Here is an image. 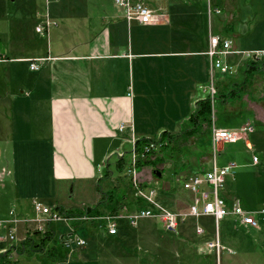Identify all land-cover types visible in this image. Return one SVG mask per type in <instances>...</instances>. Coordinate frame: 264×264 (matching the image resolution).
Segmentation results:
<instances>
[{"label": "crops", "instance_id": "0c3cea01", "mask_svg": "<svg viewBox=\"0 0 264 264\" xmlns=\"http://www.w3.org/2000/svg\"><path fill=\"white\" fill-rule=\"evenodd\" d=\"M140 1L161 15L158 24H128L113 0H33L29 8L16 10L4 0L0 55L44 61L35 72L26 61L0 62V255L24 240L33 231L32 224L37 230L47 225L35 209L37 217H23L27 196L68 183H97L112 156L125 158V147L133 150L138 139L178 133L187 125L195 103L208 96L209 39L219 36L233 42L237 13L231 4L228 0ZM259 4L264 7V0ZM216 9L219 14L212 11ZM37 28H42L41 33ZM237 48L234 52L264 50L242 49L240 43ZM233 55L226 58L230 65ZM223 152L222 147L218 156ZM200 172L193 169L192 175ZM180 192L188 194V200L182 201L187 209L193 195ZM225 192L222 197L231 201ZM259 215L263 214H257L256 220ZM257 221V230L235 223L244 237L234 241L233 248L222 244L231 253L210 251L201 262L221 264L226 253V264H264L263 220ZM90 226V236L96 240L91 247L83 239L86 244L81 249H67L61 259L49 258L44 251L12 253L8 259L16 264H41L42 257L46 264L131 263L135 256L122 242L124 231L131 230L126 222L119 224L117 236H109L99 223ZM146 235L151 236L150 231ZM205 236L203 242L214 239L206 230L192 239L199 244L198 238ZM246 237L254 239L256 249ZM183 243L178 242L179 253L193 250ZM164 255L159 250L156 258L163 262Z\"/></svg>", "mask_w": 264, "mask_h": 264}, {"label": "rangeland", "instance_id": "374dc122", "mask_svg": "<svg viewBox=\"0 0 264 264\" xmlns=\"http://www.w3.org/2000/svg\"><path fill=\"white\" fill-rule=\"evenodd\" d=\"M14 1V2H13ZM10 6L16 10L17 7L29 8L33 0H13ZM230 7L236 12L233 24V35H231V50L238 49V45L242 49H264V7L260 5L258 0H228ZM4 6V0H0V8ZM210 5V11H211ZM213 9V8H212ZM4 13V12H2ZM1 15V14H0ZM230 19V18H229ZM4 24H7L4 22ZM230 37V36H229ZM3 46L0 45V48ZM238 55H233L231 58L235 73L231 76L215 74V79L222 82H230L235 88L241 86L244 80L242 69L244 64L249 60H256L259 64H264V50H248L237 51ZM260 58V59H256ZM215 80V81H216ZM258 119V120H257ZM250 123L254 131L248 136L247 141L250 144V149L246 147L244 141H240L234 145H224V152L217 156L218 166L223 165L226 161H235L237 169L234 177H228L226 183L223 185L221 192L224 193L228 200L236 199L241 206L246 209H261L264 208V66L259 73L254 77L252 85L248 87L245 92H242L240 98L230 99L227 103H222L219 100L213 102V123L217 128L227 127L232 130L241 128L245 123ZM188 127L186 125L184 128ZM182 128V129H184ZM130 146L125 147L124 161L127 167L121 172L115 168L116 156H112L109 160L108 171L112 174L109 178H102L99 186L100 190L107 192L113 187H116L117 198L123 197L124 212L120 214H128L136 206V200L133 197V186L131 182L132 168L128 167L131 160ZM253 157L257 162H253ZM165 164L156 165L152 168H144L140 174L136 173L137 181L145 187L154 188L157 193V199L162 202L168 210L172 212H186L182 201L188 200L187 195H181L180 190H183L182 183L192 175V170L200 171L201 166L206 162H212V148L210 144L203 138H193L189 141V146L181 150L180 154H175L170 158L167 154L164 156ZM107 170V169H106ZM104 171V174L106 172ZM159 171L161 176L156 177L154 171ZM103 174V175H104ZM96 185L89 183H80L74 185L68 183L61 189L55 190L43 189L37 192L35 196L25 198L22 203V214L27 219L37 217L34 211L33 200L41 206L54 210L55 207H61L65 210L80 209L85 207H92L96 204V199L99 194L96 193ZM222 195V193H221ZM223 196V195H222ZM95 199V200H94ZM57 213L56 211H53ZM182 212V213H183ZM40 218L47 219V225L42 232L51 231L53 237L60 245L71 238L68 237L71 231H75L77 237L85 239L88 247H91L96 240L90 235V223L87 221H79L77 219L49 221L48 215H40ZM260 219L264 231V214L257 216ZM33 231H37L36 225L32 224ZM201 226L206 230L213 239V235L219 233L221 245L228 247H235L233 244L239 238L244 237L242 231L238 229L237 225L231 218H226L218 222L217 226L211 219H187L183 225H180L176 232L166 230L161 224L151 221H141L136 229L127 230L122 235L123 244L132 256L130 264H203L201 260L207 258L210 254H202L200 248L203 246L207 236L198 238L199 244L194 243L193 237L196 236V227ZM124 229V227H123ZM259 229V228H257ZM256 229V230H257ZM150 231V235L146 233ZM141 233V234H139ZM214 233V234H213ZM140 236V238L138 237ZM122 237V236H121ZM188 237L190 239L184 240L182 238ZM182 239V240H180ZM184 242L183 246L188 247L189 244L193 250L187 253H179L177 250L178 242ZM184 240V241H183ZM247 243L255 244L254 239L246 237ZM194 243V245H193ZM201 243V244H200ZM249 243V244H250ZM195 244L196 252L195 250ZM222 245V246H223ZM51 247L47 244L43 251ZM76 248V245H71V248ZM79 247V246H78ZM83 247V246H81ZM81 247H79L81 249ZM162 247V250L161 248ZM224 247V246H223ZM160 248V249H159ZM226 248V247H224ZM62 249L63 246H62ZM187 249V248H186ZM188 249H191L189 247ZM69 250V249H68ZM162 251L165 260L161 262L156 256L158 252ZM158 251V252H157ZM171 251V252H170ZM224 252V251H223ZM226 252V251H225ZM225 254L221 255V264H226ZM131 257V256H130ZM111 258V256H107ZM41 264H46V258H39ZM126 262V260H123ZM36 264V263H33ZM211 264H215L211 260Z\"/></svg>", "mask_w": 264, "mask_h": 264}, {"label": "built area", "instance_id": "2783aa9c", "mask_svg": "<svg viewBox=\"0 0 264 264\" xmlns=\"http://www.w3.org/2000/svg\"><path fill=\"white\" fill-rule=\"evenodd\" d=\"M115 8L121 13L123 19L128 23L136 22L139 25L148 26L155 25L160 22L161 15L151 10L144 2L137 0H113ZM219 14V9L212 10ZM42 28H37V32L41 33ZM231 50V42L223 40L219 36H211L209 39V49L207 55L210 57V85L208 88V95L215 94L214 89V73L220 75H233L235 70L232 65L226 62V58L233 54H238ZM11 61H26L30 71L35 72L40 69L43 59H16L11 60L0 55V62ZM123 130V126L119 127V131ZM254 131L250 123L243 125L237 130L217 128L212 125L210 132V147L212 148V162L210 169L205 172H200L189 176L182 183L183 190L191 193L193 199L188 206L186 212L176 213L168 210L157 199L158 193L151 187H139L136 172L132 168V186L133 197L145 204V207L134 209L128 214H118L116 216L104 217H81L80 221H95L98 222L102 228L106 230L109 236H117L119 224L126 222L130 229H136L139 222L143 220H152L161 224L166 230L176 232L180 225H183L187 219H211L217 226L218 222L231 218L236 224L245 229H257L259 223L256 220L257 214H264V208L259 212L246 211L236 199L227 201L221 195V189L228 177H234L237 165L233 161H229L222 166L217 164V156L224 145L236 144L239 141H244L247 148L250 149L248 144V136ZM156 144L150 143L144 150H154ZM136 155L134 149L131 153V162H135ZM256 163L257 159L253 157ZM34 209L36 212L48 215L49 221L66 220L58 213H54L51 209L35 204ZM196 234L199 236L204 235L205 230L201 226L196 227ZM70 240L63 243L64 248L71 249V245L83 246L86 244L85 240L77 237L74 233L68 235ZM12 238V236H10ZM210 251L216 252L219 255L222 251L231 253L230 250L224 248L217 236L211 241H206L203 247L200 248L202 254H207Z\"/></svg>", "mask_w": 264, "mask_h": 264}, {"label": "trees", "instance_id": "16d2710c", "mask_svg": "<svg viewBox=\"0 0 264 264\" xmlns=\"http://www.w3.org/2000/svg\"><path fill=\"white\" fill-rule=\"evenodd\" d=\"M260 59V58H256ZM264 64H259L256 60L247 61L242 69L244 80L238 88L233 87L234 83L218 81L214 83L215 94L208 95L205 99L199 100L195 103L194 111L187 121L188 127L180 130L178 133L171 134L169 132H162L157 138H142L134 142V153L136 155L135 162L132 164L131 160L128 167L133 168L137 174L144 168H153L156 165L165 164L164 156L167 154L172 158L175 154H180L182 149L189 146V141L193 138H203L206 142H210V132L213 123V102L219 100L222 103H227L230 99L240 98L242 92L252 85L254 77L261 71ZM258 120V119H257ZM150 143L156 144V148L145 152L144 148ZM209 161L201 166V172L209 169ZM127 167L123 157H117L115 161V168L121 172ZM156 170L154 171L156 176ZM111 173L106 170L102 178H109ZM157 177V176H156ZM100 181V180H99ZM99 181L96 185V192L99 194V201L92 207H85L80 209L65 210L61 207H55L56 211L62 218L66 220L79 219L81 217H104L116 216L124 212L123 197L117 198V188L113 187L107 192L100 190ZM140 188L145 185L139 183ZM136 207H145V204L136 200ZM80 221V220H79ZM81 222V221H80ZM91 225H96L98 222L88 221ZM47 244L51 247L45 251L46 255L52 259H61L67 255L68 250L60 245L53 237L51 231L42 232L40 230L26 233V238L22 240L17 246H12L5 254L0 255V264H16L8 259L14 253L17 255L30 254L33 251H43ZM62 246L64 249H62Z\"/></svg>", "mask_w": 264, "mask_h": 264}, {"label": "water", "instance_id": "95a60500", "mask_svg": "<svg viewBox=\"0 0 264 264\" xmlns=\"http://www.w3.org/2000/svg\"><path fill=\"white\" fill-rule=\"evenodd\" d=\"M156 176H157V177H160V176H161V174H160L159 171L156 172Z\"/></svg>", "mask_w": 264, "mask_h": 264}]
</instances>
